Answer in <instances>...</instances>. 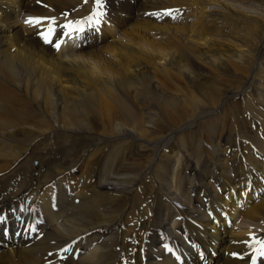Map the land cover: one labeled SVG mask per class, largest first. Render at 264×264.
<instances>
[{"label":"bare ground","instance_id":"bare-ground-1","mask_svg":"<svg viewBox=\"0 0 264 264\" xmlns=\"http://www.w3.org/2000/svg\"><path fill=\"white\" fill-rule=\"evenodd\" d=\"M39 1L0 0V214L34 225L32 238L10 233L0 258L42 264L49 251V264H251L246 245L263 235L231 230L237 216L264 215V144L249 127L261 122L264 135V0L200 5L186 30L159 29L157 42L143 41L147 26L123 29L133 4L101 0L100 23L69 41L58 26L75 21L73 9L81 20L94 10L85 0ZM234 2L256 5L257 16L231 10ZM30 17L54 18L53 44L69 46L44 51L47 20ZM56 73L67 79L54 87ZM234 100L231 121H250L241 132L255 144L231 143L242 151L232 160L209 121ZM169 243L182 250L178 262L162 250Z\"/></svg>","mask_w":264,"mask_h":264},{"label":"rangeland","instance_id":"rangeland-1","mask_svg":"<svg viewBox=\"0 0 264 264\" xmlns=\"http://www.w3.org/2000/svg\"><path fill=\"white\" fill-rule=\"evenodd\" d=\"M37 1H39V0H37ZM91 1L92 0H87V1L85 0V2L83 1V5L86 2L90 5ZM110 1L114 5L117 0H113V1L110 0ZM179 1H181V0H141V1L140 0H119V2H121V8L124 9V7H125V9H124L125 11H128L129 7L132 4H133V9L134 10L137 9V11H134V13H135L134 17H132V19L127 23L128 25H126V27H124L123 29L124 30L128 29L129 25L131 27V24L133 25V23L134 24L136 23L137 25L139 24L142 27L147 26L148 28L144 27V30L142 28V31H144L141 34L142 37H143V41L144 42H148V41L149 42H157V41L163 40V38H164L163 35L157 33V30H159V29H163V28L166 29L168 27H174L173 29H175V28L177 29L178 28V30H179V29H181V27H184L185 30H186V28L189 26V24L192 21H195V17L196 16H193V12L198 13L199 10L202 9V7H199L200 5H203V8H207V10H209L211 12L220 11L221 10V8L219 6L212 5L214 3L213 2L214 0H183L180 3H179ZM35 3H37L38 5L40 4L39 6L42 5V1L35 2ZM143 4L145 5L144 7H142ZM127 6H128V8H127ZM230 7H231V10L240 12L241 14L245 13V15H247V16H250L252 14L257 16L256 14H254L252 12V10H256V9L259 8V7L258 8H254V7H257V6L253 5L252 3H249V2H245L242 5L239 4V3L234 2V5H230L229 8ZM83 9H85L84 6L82 8V11H83ZM165 11H171V15H169V16L164 15ZM68 17H71V16L69 15ZM252 17H254V16H252ZM255 18H259V17H255ZM72 19H73V17H72ZM137 19H139V21ZM143 24H145V25H143ZM111 25H112V28H113L114 23H111ZM36 27H38V29H39V26H36ZM152 30H154V31L152 32ZM112 32H113V29H112ZM103 33H104V35H107V32H103ZM218 34H220L221 36H224V35L228 34L227 28L220 30L218 32ZM40 37H41V35H40ZM177 37H179L180 39H184L185 38V36L183 34L181 35V33H178ZM39 38H36V39H39ZM36 39H33V40L36 41ZM71 39L72 38H70L69 41H72ZM192 47L196 48L194 45H192ZM34 48H37V47L34 46ZM49 48H52V46L48 44V47L44 46L42 49H44V51H47ZM86 52L87 51H83V53H86ZM104 58H106V56ZM3 74L4 75L8 74V71L4 70ZM65 79H67V77H65L64 75H62L60 73H56V74L52 75V82L54 84V87L58 86L59 84L63 85L65 83L64 82ZM205 82L208 83L209 81H205ZM13 88H14V86L11 84L10 88L8 89V92H10ZM237 100H234V102H231L229 104V106L227 107V110L226 109L222 110V114L220 116V119H218V120L213 119V120L209 121V123H210L209 125L211 127V130H213V132H214V137L213 138L214 139H219L220 137H222V139H226L228 141V142H226V146H225V147L228 146V148H226L227 155H225L224 157H226L228 159L231 158L232 160H233V158H235L234 152L241 153L242 151L238 150V148L237 149L230 148V144L231 143H234L236 141V143L239 146L243 145V143H245L247 146H249V145L253 146L255 144L252 140L248 139L249 136H247L246 133H242L241 132V128H242L243 124L247 125L250 121L242 120V123H241L242 125H239L240 124V119H239L240 117H238L236 119L237 123L233 124L234 122H232L233 121L232 119L235 118V115L238 116V114H239V113L236 112V108H239V101H237ZM230 110H232V113H230ZM229 121L232 122V123H229ZM254 124H256V125H254ZM260 124H261V122L258 123V122L255 121L251 125H249V127L253 130V132L255 134L257 132L258 136L257 135L256 136L258 137V140L259 141L261 140L260 142H262L264 144V135H263V131H262L263 130V126H262V124L261 125ZM255 128H257V129H255ZM206 131H208V130H206ZM239 131L241 132V134H240L241 136L240 137H243V135H244L243 139H240V138L238 139V137L235 136V133H237ZM258 132H259V134H258ZM242 140H244V141H242ZM254 150L255 149L249 150L248 148H246L243 151V153L244 154H249L248 159L251 160V159H253ZM229 153H231V154L229 155ZM236 158H238V155L236 156ZM212 177L213 176L206 177V182L207 183L211 182V178ZM244 186L246 187V185H244ZM253 202H256V200L252 201L251 203H253ZM253 204H251V205H253ZM241 207H242V204H241ZM134 213H136V211H134ZM263 217H264V215H261L260 218H259V221H256V222L255 221L246 222L240 216H239L240 219L238 220V216H237V218L235 219L236 222H235V224H234V226H233V228L231 230V234L238 233L237 229H236L237 228V223H238L237 221H242L243 223L247 224L246 229L244 228V230L247 231V232H245V235H248L249 237L264 235V218ZM250 233H253V234L250 235ZM241 234L242 233L239 232L238 235H241ZM179 237H180V235H179ZM258 239H259V237H258ZM263 239H264V236H263ZM192 247H193V250H197L198 249L196 246H194V244L192 245ZM248 252H252V250H250ZM26 253L27 252H25L24 254H26ZM188 254H189V252H188ZM123 255H124V253H123ZM18 256H19V254H15V255H12V256H8V257L4 256V257H2L3 259L0 258V261L4 262L5 264H7V263L8 264L26 263L23 256L21 257V255H20L21 258H19ZM40 260H42V264H49L48 262H51L49 260V251H46V253H44L43 256L40 255ZM53 262L51 264H53Z\"/></svg>","mask_w":264,"mask_h":264},{"label":"snow or ice","instance_id":"snow-or-ice-1","mask_svg":"<svg viewBox=\"0 0 264 264\" xmlns=\"http://www.w3.org/2000/svg\"><path fill=\"white\" fill-rule=\"evenodd\" d=\"M96 5L100 6V0H96ZM101 15L100 12L94 11L92 15L87 16L83 20H77V21H71L68 20L66 23H63L59 25L58 27L62 30L63 36L71 38L73 33H83L85 30V26L92 27L93 24L98 25L100 23L99 17ZM164 15L169 16L171 15V11H165ZM174 18V17H173ZM47 20V28L46 30H43L40 35L45 44H49L53 46L56 50H59L61 47L62 41L57 40L55 44H53L52 37L56 34V27L55 25V19L54 18H45V17H35V18H28L25 23L30 25H39L43 21ZM247 247H250L254 253V255L251 257L252 264H256V260L258 257L264 258V239H256V238H250V241L246 245ZM165 248L167 249V245H165ZM64 252L71 251V248H64L62 249ZM169 252H171V249H167ZM237 254L233 253V256L235 257Z\"/></svg>","mask_w":264,"mask_h":264},{"label":"clouds","instance_id":"clouds-1","mask_svg":"<svg viewBox=\"0 0 264 264\" xmlns=\"http://www.w3.org/2000/svg\"><path fill=\"white\" fill-rule=\"evenodd\" d=\"M57 223H58V221H57ZM244 228H246V224H244L242 221H238L237 230H242Z\"/></svg>","mask_w":264,"mask_h":264}]
</instances>
